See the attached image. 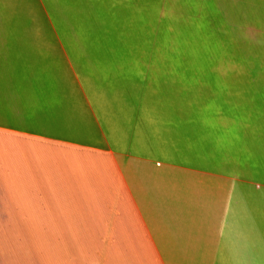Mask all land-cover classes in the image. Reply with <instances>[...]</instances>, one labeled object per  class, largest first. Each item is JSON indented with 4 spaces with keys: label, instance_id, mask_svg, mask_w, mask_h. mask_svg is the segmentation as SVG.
Returning <instances> with one entry per match:
<instances>
[{
    "label": "crops",
    "instance_id": "0c3cea01",
    "mask_svg": "<svg viewBox=\"0 0 264 264\" xmlns=\"http://www.w3.org/2000/svg\"><path fill=\"white\" fill-rule=\"evenodd\" d=\"M193 1L34 0L35 16L0 13L10 36L51 26L61 51L111 52L99 64H23L25 50L0 61V264H264V0H209L205 18L174 22ZM203 70L248 104L239 130L262 142L245 161L210 141L207 117L225 118L189 92ZM173 148L197 164L159 157Z\"/></svg>",
    "mask_w": 264,
    "mask_h": 264
},
{
    "label": "rangeland",
    "instance_id": "374dc122",
    "mask_svg": "<svg viewBox=\"0 0 264 264\" xmlns=\"http://www.w3.org/2000/svg\"><path fill=\"white\" fill-rule=\"evenodd\" d=\"M28 3L30 4V6L29 4L14 6L13 0H0V13H12V12L19 13V12H24V10L28 9L35 16L36 14L40 12L39 5L35 4L34 0H31V2L28 0ZM210 4L211 3L209 0H194L193 4L189 6L188 9L183 11V14L181 15V17L178 18L177 20L174 19L173 21L177 22L178 25L182 24V25H187V26L188 24L195 23L197 22V19L199 18L203 19L205 18V16H207V15H202V14L199 15L197 11H200V10L207 11L208 9L212 7V5L210 6ZM40 7H42V13L46 14L44 7L43 6H40ZM257 7L264 8V6H257ZM48 9L51 14V18L57 19L56 6L53 4H49ZM50 23H52L51 20H50ZM50 28L51 29H49V32H47V35L44 30H43L42 36L39 34L38 30H35L33 32V36L31 37L27 36L25 38L16 37L15 35L10 36L12 33L11 31L1 30L0 34H5V36H0V54H2V51L3 52L5 51L4 48H6L7 58L4 60H0V61L6 64H20L19 59L21 55L20 52L22 50H25V58H24L23 64H99L103 62L102 61L103 59L106 60L111 54V52H107L106 50H99L101 48H99L98 46L92 47V49L90 47L83 48V50H86L83 54L80 52H79L80 54L79 53L74 54L71 51H61L56 45V39H55L56 37H55L54 31L52 30L51 26ZM53 28L57 30L56 23L53 24ZM244 34L248 36L251 40H254L257 37V35L255 34V31L252 29L245 30ZM236 35L238 36V33H236ZM22 42H23V45H22ZM80 58H85L87 59V61L84 62ZM235 70L236 72L237 71L243 72L242 67H239ZM224 71L225 69L222 70L223 73ZM157 84H158V81L154 80L150 86H148L147 84V88L151 90L153 88L154 90ZM85 87L87 89L88 86H85ZM88 92H89V88H88ZM223 98L225 97L221 95L219 100ZM235 101L238 102L237 99L231 100V101H228L227 99L223 100V102L227 103V105L229 106L232 103H235ZM222 114L224 118L227 117L224 110L222 111ZM229 116L233 117L232 115H229ZM238 118L239 117H237L235 121L234 120L230 121V123L233 124V126L237 130H239L240 128V120L238 121ZM206 121L208 124V128L210 130V133L212 135L216 134V128L219 125L224 126V124H222V122H220L219 119H215L214 117L212 119L207 117ZM213 125H216V127L214 128ZM102 127L104 131L107 132L108 126L106 122L102 123ZM219 129H221V127ZM238 142H240V140ZM160 156L162 160L170 161V162H174L178 164H184V165L197 164L198 162L197 158H199L198 155H193V156L190 155L189 150H186V151L184 149L175 150L174 148L159 152V157ZM241 164H243V166H241L242 169L240 167V172H241L240 175L243 177L246 176L245 178L252 179V181H254V179H256L255 178L256 174L260 173L259 170L254 166L246 167L244 162H242ZM236 168L239 169V166ZM250 193L248 191H245V195L247 196H249ZM255 199L257 203V209H259L258 203H261V202L264 203V189L255 191ZM260 212L261 211H258V214H260Z\"/></svg>",
    "mask_w": 264,
    "mask_h": 264
},
{
    "label": "trees",
    "instance_id": "16d2710c",
    "mask_svg": "<svg viewBox=\"0 0 264 264\" xmlns=\"http://www.w3.org/2000/svg\"><path fill=\"white\" fill-rule=\"evenodd\" d=\"M203 72L204 77L200 80L195 78L200 75L197 73L194 74L192 88L189 90V92L193 93L194 97L197 98L201 95L203 96L206 94V100L204 99L205 101H202L203 104L201 107L207 110L209 112V115L215 114L216 112L222 114V111L224 110L227 116L225 117L224 123H222L224 124V126H221V129H219L220 126L216 128V134L212 136L210 141L218 142L219 147L224 151V155H226V157L234 159L239 158L241 159V161H245L251 157V155H248V151L252 147V142L253 146L254 144H261L262 135H260V131L258 130V128L254 132V134L248 133V130H237L233 126V124L230 123V121H235L237 117L240 118L241 116L237 115L246 107H248V104H243L238 100L236 96L238 86H231L230 84L226 83L222 84L218 79H216V75L214 72H211L209 70H203ZM257 94L263 95V89L260 88ZM221 95H223L225 98L219 100ZM224 99H227L228 101L237 99L238 102L235 101V103H232L229 106L227 105V103L223 102ZM200 102L201 101H198L197 103ZM229 115H232L233 117ZM208 118L212 119L211 116H208ZM213 126L214 128L216 127V125ZM239 140L240 142H238Z\"/></svg>",
    "mask_w": 264,
    "mask_h": 264
}]
</instances>
